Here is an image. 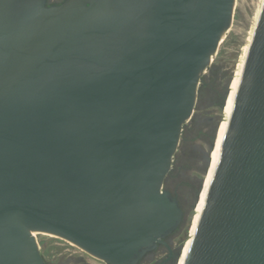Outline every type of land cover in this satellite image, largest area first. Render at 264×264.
<instances>
[{
    "label": "water",
    "instance_id": "water-1",
    "mask_svg": "<svg viewBox=\"0 0 264 264\" xmlns=\"http://www.w3.org/2000/svg\"><path fill=\"white\" fill-rule=\"evenodd\" d=\"M234 5L0 0V264H47L35 233L136 264L175 230L164 179ZM184 264H264V0Z\"/></svg>",
    "mask_w": 264,
    "mask_h": 264
},
{
    "label": "flooded vegetation",
    "instance_id": "flooded-vegetation-1",
    "mask_svg": "<svg viewBox=\"0 0 264 264\" xmlns=\"http://www.w3.org/2000/svg\"><path fill=\"white\" fill-rule=\"evenodd\" d=\"M61 1L62 0H48V3H60ZM217 54L218 51L216 55ZM213 61L214 58L208 69L202 75L193 114L183 127L177 150L173 155L172 169L166 175L163 183V188L168 190L179 204L182 212L181 221L175 230L163 238L164 242L157 243L153 249L145 252L136 264H176L183 234L186 230L188 234L192 231L193 217L198 210H196L197 205L205 190V183L214 160L215 148L220 132V128L218 127L216 134V127L220 119H216L213 115L214 109L218 108L222 110V122L225 112V106L222 108V103L227 83L232 75L231 74L226 81L222 82L220 79V71L217 66L213 64ZM234 76L235 74L233 78ZM230 86L226 103L230 96ZM213 141L215 142L213 143ZM212 144L214 149L212 148ZM209 161L210 164L208 168ZM206 169L208 172L205 176L204 173L207 171ZM197 195L199 201L193 209L194 214L191 216L187 228L190 217L188 213L192 210ZM188 239L184 241L185 245ZM41 254L47 264H108L85 251H83V253H69V257L64 258L63 256L56 257L51 255V253H49V248L44 246L41 249ZM182 254L181 257L179 254L180 260L178 257L177 264L178 262L179 264L181 263Z\"/></svg>",
    "mask_w": 264,
    "mask_h": 264
},
{
    "label": "rangeland",
    "instance_id": "rangeland-1",
    "mask_svg": "<svg viewBox=\"0 0 264 264\" xmlns=\"http://www.w3.org/2000/svg\"><path fill=\"white\" fill-rule=\"evenodd\" d=\"M260 1L261 0H235L231 26L223 38L224 41L219 44L217 50L218 54L215 55L213 61V64H215L220 71V79L222 82L226 81L232 73L236 76L240 49L245 43L247 34L253 23L254 13L260 4ZM213 115L216 119L221 120L222 110L218 108L214 109ZM191 212L192 210H190L188 214L190 215ZM193 214L194 210L192 216ZM191 229L193 232L195 231L194 224ZM184 234L187 237L188 231L186 230ZM34 235L41 249L44 246H47L49 248V253L56 257L63 256L64 258H68L69 253H83V251L77 246L58 237L44 233H35Z\"/></svg>",
    "mask_w": 264,
    "mask_h": 264
},
{
    "label": "bare ground",
    "instance_id": "bare-ground-1",
    "mask_svg": "<svg viewBox=\"0 0 264 264\" xmlns=\"http://www.w3.org/2000/svg\"><path fill=\"white\" fill-rule=\"evenodd\" d=\"M261 2H262V0L260 1L259 6H258V8L256 9V11L254 13L253 23H252V26L250 27V30H249L248 34H247L245 43L242 45V47L240 49V56H239V61H238V67H237V70H236V76L231 81L232 86H231L229 100L226 103V105H224L225 108L223 107L224 108V111H225L224 112V117H223L222 122H221V120L219 122V125L220 126L218 125V127L220 128V132H219V137H218V141H217L216 148H215L214 160H213V163L211 165L210 172L208 173V178H207L206 183H205L206 186H205L204 193L202 194V196L200 198V201H199V197H198V201H199V203L197 201L198 205L196 203V205H197L196 210L197 209L198 210H197L195 216L193 217L194 230L196 228V225H197V222H198V219H199V216H200V213H201V210H202L204 201H205L206 193H207V190H208V187H209L211 178L213 176V173H214V170H215V167H216L218 158H219L220 145H221V142H222V139H223L225 130H226L228 117H229L230 112H231V109H232L234 95H235V92H236V89H237V85H238V82H239V79H240V75H241V72H242L243 64H244L245 57H246V53H247L248 46H249V42L251 40V37H252V34H253V30H254V26H255L256 20H257L258 15H259L260 7H261ZM230 84H229V86H230ZM218 127H217V131H218ZM216 134H217V132H216ZM213 149H214V147H213ZM213 149H212V151H213ZM209 164H210V161L208 163V168H209ZM207 172H208V170L206 171L205 176H206ZM193 234H194V232L192 233L191 237L193 236ZM191 237L188 239L186 245L184 243L183 244V247L181 248L180 257H181L182 251H183V254H182V258H181V263L180 264H184V260H185V257L187 255V252H188V249L190 247L191 240H192ZM183 248H184V250H183ZM180 257H179V260H180ZM178 264H179V262H178Z\"/></svg>",
    "mask_w": 264,
    "mask_h": 264
},
{
    "label": "trees",
    "instance_id": "trees-1",
    "mask_svg": "<svg viewBox=\"0 0 264 264\" xmlns=\"http://www.w3.org/2000/svg\"><path fill=\"white\" fill-rule=\"evenodd\" d=\"M189 229H190V228H189ZM192 233H193V231H191L189 234H187V239H188L189 237H191ZM185 238H186V235L184 234L183 237H182V242L185 240Z\"/></svg>",
    "mask_w": 264,
    "mask_h": 264
}]
</instances>
